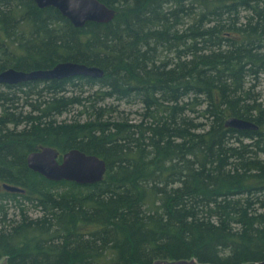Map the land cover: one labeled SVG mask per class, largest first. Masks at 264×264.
I'll return each mask as SVG.
<instances>
[{
  "label": "trees",
  "instance_id": "1",
  "mask_svg": "<svg viewBox=\"0 0 264 264\" xmlns=\"http://www.w3.org/2000/svg\"><path fill=\"white\" fill-rule=\"evenodd\" d=\"M99 1L114 19L75 28L0 0V73L104 71L0 84V264L264 261V0ZM110 99L140 104L139 118L114 116ZM44 146L102 158L104 179L47 180L27 165Z\"/></svg>",
  "mask_w": 264,
  "mask_h": 264
},
{
  "label": "water",
  "instance_id": "2",
  "mask_svg": "<svg viewBox=\"0 0 264 264\" xmlns=\"http://www.w3.org/2000/svg\"><path fill=\"white\" fill-rule=\"evenodd\" d=\"M43 9L53 7L67 18L75 28H83L88 22L109 23L115 17V10L99 0H33ZM73 77L102 79L104 71L96 66H88L76 62H61L50 69H39L30 72L9 68L0 73V84L18 85L34 81L64 80ZM225 126L237 130H258V126L246 119L230 117ZM27 165L32 171L42 175L49 181H68L79 185H94L101 182L107 172V164L93 154H86L79 149H71L60 154L55 148L44 146L27 156ZM8 192H23L17 186L3 184ZM1 264H8L3 260ZM153 264H201L195 260L167 261L159 260ZM246 264H264L250 262Z\"/></svg>",
  "mask_w": 264,
  "mask_h": 264
},
{
  "label": "rangeland",
  "instance_id": "3",
  "mask_svg": "<svg viewBox=\"0 0 264 264\" xmlns=\"http://www.w3.org/2000/svg\"><path fill=\"white\" fill-rule=\"evenodd\" d=\"M86 89V88H85ZM88 90V89H86ZM93 89H91L92 91ZM90 91V92H91ZM256 92H260L264 94V77H261L259 80V85L256 87ZM104 104L107 106H113L117 107V112L114 113V116L119 117V118H127L129 117L130 119L134 118H139L138 116V111L141 109V105L138 103H135L134 101H122L118 102L116 100L110 99L107 100ZM77 109V108H76ZM81 108H78L80 110ZM88 116L87 113H85ZM77 116V111H72L71 113L65 114L60 120L69 118L71 119L72 117ZM12 210V209H11ZM31 214L34 216L38 215V211L34 208L31 209Z\"/></svg>",
  "mask_w": 264,
  "mask_h": 264
}]
</instances>
